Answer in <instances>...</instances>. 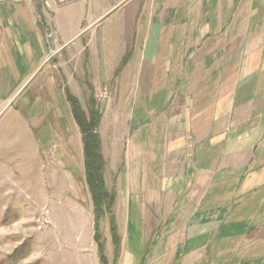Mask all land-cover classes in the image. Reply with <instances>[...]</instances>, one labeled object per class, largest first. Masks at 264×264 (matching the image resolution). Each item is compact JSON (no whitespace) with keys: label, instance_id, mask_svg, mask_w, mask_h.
Masks as SVG:
<instances>
[{"label":"crops","instance_id":"0c3cea01","mask_svg":"<svg viewBox=\"0 0 264 264\" xmlns=\"http://www.w3.org/2000/svg\"><path fill=\"white\" fill-rule=\"evenodd\" d=\"M24 1L0 0L1 111L15 104L6 135L15 131L22 148L30 121L23 114L43 94L55 116L49 121L71 145L78 127L67 95L79 98L76 90L104 86L127 98L115 111L141 107L131 118L139 128L125 150L117 138L112 142L114 155L121 154L113 206L117 233L122 223L121 229L147 230L150 257L141 264H159L158 257L161 264H264V0H152L138 9L131 30L122 26L111 38L98 31L108 10L93 15L92 0L70 3L78 8L66 10L64 28L50 10L56 2L46 0L48 26L58 40L55 56L45 27L36 22L39 13L29 6L25 18L14 13ZM184 1H200L201 8L184 10ZM87 3L91 22L84 26L81 7ZM195 47L219 51L213 60L228 64L229 73L184 74V49ZM224 49L227 57L220 55ZM184 80L192 82L187 98L172 106L170 98L184 97ZM158 98L164 108L155 106ZM111 109L107 104L102 113ZM259 129L263 135L254 137ZM36 151L46 153L38 145ZM207 175L219 179L205 183ZM70 187L67 193L85 200L83 183ZM120 261L135 264L128 249Z\"/></svg>","mask_w":264,"mask_h":264},{"label":"rangeland","instance_id":"374dc122","mask_svg":"<svg viewBox=\"0 0 264 264\" xmlns=\"http://www.w3.org/2000/svg\"><path fill=\"white\" fill-rule=\"evenodd\" d=\"M54 1L57 7L52 4L50 10L54 12L57 24L64 28L67 26L66 10L78 8V4L69 5L75 0ZM92 2L93 10L88 3L86 7L85 5L81 7L84 16L82 24L85 26L91 22L89 9L93 11V15L108 10L105 19L98 25V31L110 38L113 36V31L117 28L121 29L122 26H128L131 30L136 23L138 9L147 8L150 3H153L152 0H92ZM23 3L16 4L19 7L13 8L15 9L14 13L19 12L25 18L29 7L33 9L35 15L39 13L38 17L36 16V22L45 27V35L52 45L51 52H53L58 40L53 29L48 26L50 13L46 0H25ZM96 3H98V7H95ZM200 4V1H184V10L201 8ZM26 14L28 15V13ZM7 15H9L8 12ZM197 50L198 47L184 49V74L197 73L201 69L206 73L216 69L226 75L229 73L228 64L218 65L215 62V54L219 51L212 47L202 51ZM51 55H54V52ZM220 55L227 57L228 49L220 50ZM188 57L194 58L188 59ZM190 83L192 82L184 80V97L173 96L170 98L172 106L184 104L183 100L187 98L185 89ZM224 83L227 81H222V84ZM103 87L96 91L84 89L81 93L76 90L77 95L80 94L79 98L70 96L77 100L79 109L86 118H88L91 107L100 113L101 122L99 121L96 132L100 138L101 155L104 161V185L107 191H110L114 190L116 186V179L120 173L118 170L121 167L119 166L121 160L117 159L121 154L119 152L118 155H114L116 151H114L115 147L112 142L117 138V142H122V148L125 150V143L131 139L133 131L139 128L138 125L132 126L131 118L134 115H140L141 107L136 106V111L132 112L134 107L130 104L125 109L131 112L115 111L127 98L122 100L121 97L112 96L111 92ZM40 98L37 101L31 100L32 106L29 107L27 113L23 114L30 121L29 135L23 136L22 148L16 141L15 131L12 136H7L5 133L6 124L14 121L11 110L15 104L10 106L9 103L10 109L5 107L2 111L1 108L4 105L0 106V264H101L98 247L93 238V206L85 182L84 153L80 130L78 128V132L73 135L71 131V135L69 134L71 145H64L63 138H60V132L64 130L57 127L55 129L51 124L55 120V116L49 114L52 108L50 100L45 104V99ZM1 99L6 101V96H1ZM130 99L135 100L131 96ZM143 100L144 98H141L139 102L142 103ZM157 100L155 106L159 109L164 108L166 101L161 98ZM107 104L113 106V109L111 112L102 113V108H105ZM18 105L16 104V107ZM142 110L146 111L145 106ZM172 115L176 119L180 117V113ZM43 116L45 119L41 124ZM261 131L260 129L254 130L253 136L263 135V131ZM45 138L47 140L43 142ZM59 141H62V145L55 149ZM102 142L106 143L105 151H102ZM36 144L46 153L39 155L36 151ZM20 164H22L21 167H19ZM214 179L219 178H211L207 175L203 182L204 180L205 183L213 182ZM76 180L77 183H83L85 187L83 190V195L86 196L85 200L83 197H75L73 194L67 193L71 191L70 186L73 187L77 184ZM119 220L121 219L119 218ZM122 225L123 223L119 225V235L117 233L119 249L117 260L114 261L115 245L110 234L109 219L104 215L99 221L98 234L106 264H121V256L125 249H128L135 264L147 262L150 257V247L147 246V230L140 233L136 226L130 225L127 229V225H124V228L121 229ZM127 230L128 232H126ZM158 259L159 264L163 263L162 258L158 257Z\"/></svg>","mask_w":264,"mask_h":264},{"label":"trees","instance_id":"16d2710c","mask_svg":"<svg viewBox=\"0 0 264 264\" xmlns=\"http://www.w3.org/2000/svg\"><path fill=\"white\" fill-rule=\"evenodd\" d=\"M67 100L70 103L73 118L80 130L83 144L85 182L93 205V238L98 247L100 263L106 264L102 243L100 242V236L98 234V224L104 215L109 219L110 234L115 245L114 261L118 257L119 240L113 215L115 192L114 190L107 191L104 185V161L101 155L100 138L96 132L100 121V113L97 109L91 107L88 118H86L84 113L79 109L77 100L70 95H67Z\"/></svg>","mask_w":264,"mask_h":264},{"label":"built area","instance_id":"2783aa9c","mask_svg":"<svg viewBox=\"0 0 264 264\" xmlns=\"http://www.w3.org/2000/svg\"><path fill=\"white\" fill-rule=\"evenodd\" d=\"M62 1V0H61Z\"/></svg>","mask_w":264,"mask_h":264}]
</instances>
